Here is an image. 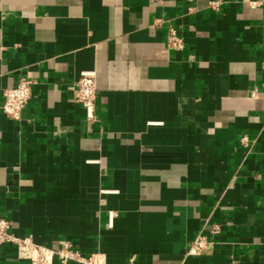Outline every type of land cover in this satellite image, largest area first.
Returning <instances> with one entry per match:
<instances>
[{"label":"crops","instance_id":"1","mask_svg":"<svg viewBox=\"0 0 264 264\" xmlns=\"http://www.w3.org/2000/svg\"><path fill=\"white\" fill-rule=\"evenodd\" d=\"M211 1L0 0L12 232L105 264H264V0ZM85 70L93 118L73 98ZM25 77L15 119L2 93ZM199 234L213 243L190 252ZM0 264L29 262L8 243Z\"/></svg>","mask_w":264,"mask_h":264},{"label":"built area","instance_id":"2","mask_svg":"<svg viewBox=\"0 0 264 264\" xmlns=\"http://www.w3.org/2000/svg\"><path fill=\"white\" fill-rule=\"evenodd\" d=\"M212 7L217 8L219 1L210 2ZM168 44L172 47L181 48L184 45L183 38L173 28H170ZM36 81L32 78H21L16 85L3 90L1 108L8 116L21 119L22 113L33 96ZM73 98L81 102L88 118H93L97 99L96 73L93 70L82 71L73 90ZM213 233L218 232L215 227ZM14 244L16 254L25 259L29 264H69L76 261L80 264H105L104 253L92 252L86 254L76 248L70 241H64L60 247L52 248L36 242L32 236H20L11 231V220L0 216V245ZM213 240L204 234H199L193 240L189 251L200 252L210 246Z\"/></svg>","mask_w":264,"mask_h":264}]
</instances>
